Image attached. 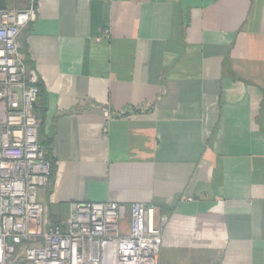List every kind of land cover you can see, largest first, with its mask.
<instances>
[{
  "label": "crops",
  "instance_id": "0c3cea01",
  "mask_svg": "<svg viewBox=\"0 0 264 264\" xmlns=\"http://www.w3.org/2000/svg\"><path fill=\"white\" fill-rule=\"evenodd\" d=\"M37 8L20 41L39 75L49 214L151 204L167 217L158 264H264V0Z\"/></svg>",
  "mask_w": 264,
  "mask_h": 264
},
{
  "label": "built area",
  "instance_id": "2783aa9c",
  "mask_svg": "<svg viewBox=\"0 0 264 264\" xmlns=\"http://www.w3.org/2000/svg\"><path fill=\"white\" fill-rule=\"evenodd\" d=\"M18 1L0 8V264H158L167 217L154 205L74 201L54 219L41 200L51 151L40 139L39 75L20 41L38 8Z\"/></svg>",
  "mask_w": 264,
  "mask_h": 264
},
{
  "label": "trees",
  "instance_id": "16d2710c",
  "mask_svg": "<svg viewBox=\"0 0 264 264\" xmlns=\"http://www.w3.org/2000/svg\"><path fill=\"white\" fill-rule=\"evenodd\" d=\"M10 4H11L10 0H0V8L1 9H6V8L12 7ZM50 160H51V158H50ZM51 163H52V160H51Z\"/></svg>",
  "mask_w": 264,
  "mask_h": 264
}]
</instances>
